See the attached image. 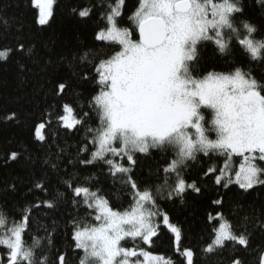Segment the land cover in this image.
Instances as JSON below:
<instances>
[{"label":"snow or ice","instance_id":"obj_1","mask_svg":"<svg viewBox=\"0 0 264 264\" xmlns=\"http://www.w3.org/2000/svg\"><path fill=\"white\" fill-rule=\"evenodd\" d=\"M32 2L39 11L38 23L48 24L56 0ZM124 6L125 0L108 5L106 25L96 35L97 40L119 46L95 64L99 91L89 101V107L98 118V126H89L85 120L89 112L78 113L70 104L62 105L66 114L56 115L55 119L60 127L78 130V126H83L92 134L89 143L95 150L90 158L79 163L90 165L100 161L108 166L113 177L120 174L130 188L131 203L128 208L120 209L113 206L99 187L89 183L73 187L70 180L65 181L72 191L73 203H81L89 210L87 216L73 220L72 240L74 248L83 253L79 264H173L164 255L138 246L126 247L122 241L139 239L151 246L159 235L162 220L174 234L179 251L182 229L167 213L161 212L158 196L165 189L168 199L183 197L188 190L200 193L197 183L188 182L182 175L188 161L195 160L199 154L222 156L219 170L213 166L205 173H216L217 185L227 188L236 184L244 190L264 185V166H261L264 164V84L241 67L194 76L192 62L197 61V45L210 41L221 54L227 55L235 38L252 60H264V39L255 38L257 29L248 22H242L243 33L236 26V14L243 12L240 0H139L138 7L127 18L134 28L121 26ZM90 13V8H84L79 16L88 17ZM134 30L138 33L135 39ZM11 51H0V60H7ZM88 55L85 53L81 59L87 60ZM66 87L60 83L57 95L63 94ZM202 109L210 111L211 119L206 120ZM14 118V113L8 117ZM52 120L50 112L47 119L35 126L36 140L43 143L47 139L45 129ZM150 148L174 151V158L162 169V184L155 188L141 187L132 176L135 153H147ZM81 151L87 152V145ZM17 157V152L9 156L11 160ZM234 157L240 158L238 165ZM35 188L47 191L40 181ZM212 203L218 205L223 201L217 199ZM43 204L48 208L55 206L52 200H44ZM40 206L36 203L32 207ZM30 214L31 207L25 208L19 221L9 223L0 213V247L7 249L6 264H43L47 259L36 257L35 249L41 244L38 238H33L32 245L24 239ZM208 219L216 220L218 226H213L214 238L204 251L211 253L228 242L248 247L247 236L237 234L222 212L215 216L210 213ZM183 255L186 264H194L192 249L185 248ZM58 261L67 264L66 254H60ZM0 264H5L4 257H0ZM232 264L242 261L237 258ZM259 264H264V253L259 256Z\"/></svg>","mask_w":264,"mask_h":264},{"label":"trees","instance_id":"obj_2","mask_svg":"<svg viewBox=\"0 0 264 264\" xmlns=\"http://www.w3.org/2000/svg\"><path fill=\"white\" fill-rule=\"evenodd\" d=\"M114 2L56 0L53 17L42 26L32 0H0V51L12 50L7 60H0V213L11 223L19 221L24 209L31 207L24 239L28 245H32L34 237L41 241L35 253L38 260L47 257L43 264H59L58 256L62 253L66 254L67 264H79L83 254L74 248L73 220L87 216L89 210L81 203H73L72 191L65 181L70 180L73 187L83 183L99 187L114 207L126 209L131 203L130 188L120 174L113 177L108 166L100 161L90 165L79 163L90 158L95 150L89 143L92 134L83 126H78V130L60 127L55 119L56 115L66 114L62 105L70 104L78 113L89 112L85 118L89 126H98V118L89 107V101L99 91L95 64L119 46L97 40L96 35L105 27L108 5ZM138 5L139 0H125L122 27L131 26L127 18ZM240 5L243 12L236 14V26L242 31V22H248L257 29L255 38L264 39V0H240ZM84 8L91 9L88 17L79 16ZM137 36L134 30L133 38ZM197 49V61L192 62L194 76L241 67L264 84V60H252L235 38L227 55L221 54L212 42L201 43ZM85 53L89 54L87 60L81 59ZM60 83L67 87L63 94L57 95ZM205 111L206 119H211ZM50 112L53 120L45 129L47 139L42 143L36 140L34 129ZM13 113L15 118L8 119ZM85 145L87 152L81 151ZM12 152L18 153L16 160L9 158ZM134 158L133 178L141 187L155 188L162 184V169L174 158V151L150 148L147 153H135ZM223 160L222 156L199 154L187 162L182 175L188 182L195 181L200 193L188 190L183 197L168 199L165 189L158 196L161 212L167 213L182 229L179 251L174 234L162 220L159 235L151 246L139 239H127L124 246H138L164 255L173 264H186L185 248L194 251V264H232L237 258L242 264H259V256L264 253V185L249 190L236 184L227 188L217 185L216 173H205L213 166L219 170ZM124 163L127 166L126 160ZM85 177L91 180L86 182ZM38 181L44 183L46 192L35 188ZM57 193L64 195L59 197ZM217 199L223 203L213 204ZM44 200L54 201L55 206L45 207ZM36 203L41 206L32 207ZM217 212L224 214L237 234L247 236V248L228 242L211 253L204 251L214 238L213 226H218L216 220L210 222L208 217ZM0 257H4L6 264L4 247H0Z\"/></svg>","mask_w":264,"mask_h":264},{"label":"rangeland","instance_id":"obj_3","mask_svg":"<svg viewBox=\"0 0 264 264\" xmlns=\"http://www.w3.org/2000/svg\"><path fill=\"white\" fill-rule=\"evenodd\" d=\"M39 12V11H38ZM43 26V25H42ZM129 28H134V26L132 25V22H131V26L129 27ZM242 33H243V30H242ZM208 42H210V41H208ZM202 43H205V42H202ZM201 44V43H200ZM200 44H198L197 45V47L200 45ZM238 45V44H237ZM206 109H202V111H205ZM206 111H208V113L210 114V118H211V113H210V111L209 110H206ZM205 111V112H206ZM207 120V119H206ZM212 138H215V134L213 133V136H212ZM233 160H234V163L235 164H239V160H240V158H238V157H234L233 158ZM126 241V240H125ZM122 244H123V241H122ZM141 259H143V258H141Z\"/></svg>","mask_w":264,"mask_h":264}]
</instances>
